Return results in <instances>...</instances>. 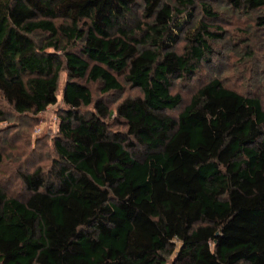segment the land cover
I'll return each instance as SVG.
<instances>
[{
  "label": "trees",
  "instance_id": "1",
  "mask_svg": "<svg viewBox=\"0 0 264 264\" xmlns=\"http://www.w3.org/2000/svg\"><path fill=\"white\" fill-rule=\"evenodd\" d=\"M141 1L146 22L136 0H0V93L14 111L45 112L69 76L54 176L24 175L26 201L0 187V264H166L173 244L180 264H264L262 103L213 79L177 118L166 114L182 104L174 81L211 60L215 34L201 22L178 54L184 10ZM233 4L257 11L264 0ZM120 78L142 93L116 109L126 134L100 102L81 113L93 104L81 81L107 94L123 91Z\"/></svg>",
  "mask_w": 264,
  "mask_h": 264
},
{
  "label": "rangeland",
  "instance_id": "2",
  "mask_svg": "<svg viewBox=\"0 0 264 264\" xmlns=\"http://www.w3.org/2000/svg\"><path fill=\"white\" fill-rule=\"evenodd\" d=\"M183 1L185 0H164L170 7L184 10L183 15H178L183 32L174 51L182 54L187 34L203 22L215 34L211 42L214 54L210 61L201 65L197 75L191 80L174 81L171 92L181 95L182 104L166 114L177 118L198 89L213 79L220 80L224 87L245 97L260 99L264 109V26L258 24L259 18L264 17V7L257 11L246 8L238 10L233 0H192V4L186 3L187 6L182 7L180 2ZM205 5L211 8L213 15L204 11ZM135 16V19L146 22L141 0H136ZM31 38L38 48L44 47L49 41V35L42 32H37ZM68 80V72L62 71L57 104L40 114H17L0 93V187L9 198L26 201L30 197L23 181L24 175L33 174L40 169L50 180L59 167L56 142L60 139V119L69 109L64 103V90ZM120 81L123 91L107 94L102 92V83L81 81L90 89L93 97V104L83 108L81 113L91 115L95 112L94 105L100 102L113 112V116L106 119L111 130L126 134L127 127L118 118L116 109L124 100L140 97L142 93L123 79L120 78ZM129 141L134 143L129 151L141 158L143 149L135 145L132 139ZM179 250L180 244H173L169 248L165 254L166 264H180L177 259Z\"/></svg>",
  "mask_w": 264,
  "mask_h": 264
}]
</instances>
